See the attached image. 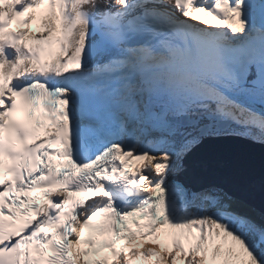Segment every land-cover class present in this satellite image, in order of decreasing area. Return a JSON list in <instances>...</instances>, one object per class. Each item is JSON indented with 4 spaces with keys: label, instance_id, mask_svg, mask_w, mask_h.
Listing matches in <instances>:
<instances>
[{
    "label": "snow or ice",
    "instance_id": "1",
    "mask_svg": "<svg viewBox=\"0 0 264 264\" xmlns=\"http://www.w3.org/2000/svg\"><path fill=\"white\" fill-rule=\"evenodd\" d=\"M229 138L264 146V0H0V264H264L177 179Z\"/></svg>",
    "mask_w": 264,
    "mask_h": 264
},
{
    "label": "water",
    "instance_id": "2",
    "mask_svg": "<svg viewBox=\"0 0 264 264\" xmlns=\"http://www.w3.org/2000/svg\"><path fill=\"white\" fill-rule=\"evenodd\" d=\"M179 179L191 191L223 187L264 214V146L229 138L188 157Z\"/></svg>",
    "mask_w": 264,
    "mask_h": 264
},
{
    "label": "bare ground",
    "instance_id": "3",
    "mask_svg": "<svg viewBox=\"0 0 264 264\" xmlns=\"http://www.w3.org/2000/svg\"><path fill=\"white\" fill-rule=\"evenodd\" d=\"M12 28V27H11ZM33 28H35V26H33ZM13 30H15V28H12ZM209 188V187H207ZM207 188H204V189H207ZM204 189H201V190H204ZM201 190H197V191H201ZM197 191H193V192H197ZM235 200L239 201L243 210L246 211L247 213H249L250 215L254 216L258 221L261 219V218H264V214L261 213L260 211L254 209L252 206H250L249 204L243 202L242 200L236 198V197H233ZM137 243H142V244H145L146 246H151V244L147 241H137ZM155 260V257L151 258L150 260H147L150 264H152V262Z\"/></svg>",
    "mask_w": 264,
    "mask_h": 264
}]
</instances>
